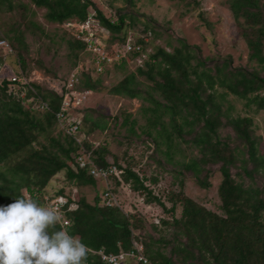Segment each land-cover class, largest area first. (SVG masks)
Here are the masks:
<instances>
[{
  "label": "trees",
  "instance_id": "16d2710c",
  "mask_svg": "<svg viewBox=\"0 0 264 264\" xmlns=\"http://www.w3.org/2000/svg\"><path fill=\"white\" fill-rule=\"evenodd\" d=\"M4 1L11 5L10 0H0V5ZM29 1L44 8L45 18L50 22L63 24L76 19L84 23L93 18L120 45L126 41L127 28L137 20V14L131 9L135 0H123L126 6L114 18L104 15L91 0ZM179 1L192 7L186 11L200 5L198 0ZM226 4L246 44L247 58L259 70L234 67L230 57H203L200 47L184 38H177L178 44L171 51L153 45L152 52H146V46L153 44L158 36L154 20L147 18L145 36L131 41L140 45V49L130 51L127 56L134 58L145 53L143 65L127 72L124 70L127 58L121 59L114 66L125 74L109 87L88 73L81 79L83 91L107 89L110 94L140 100L138 114L143 122L139 124L137 117L126 113L120 125H128L127 131L132 136L146 137L144 141L152 143L154 152L171 163L173 171L182 176L188 173L200 187L208 188L212 167L218 165L221 213L208 210L185 195L183 179H178V190L164 194L170 203L166 207L162 196L145 184L146 181L155 184L156 177L140 176L130 162L122 167L114 161L122 171L119 177L112 176L115 184H129L146 202L160 205L169 215L161 218V226L171 229V237H155L145 230L143 219L137 213L128 214L120 205H105L99 194L93 202L84 197L77 200L67 197V206L71 204L66 212L72 224L70 234L79 235L89 248L86 264H107L96 251L130 252L134 250L133 242L142 243L143 254L150 264H264V148L248 115L251 111L264 110V74L261 75L264 72V1L226 0ZM89 8L94 11L90 16ZM199 15L210 26L201 16L202 12ZM150 32L153 39L149 41ZM5 37L15 47L23 65L21 36ZM66 42L70 54L78 59L86 44L75 37ZM7 84L6 80L0 84V206L25 196L22 190L43 205L40 194L62 170L68 185L94 186L95 177L76 163L80 145L61 130L53 133L58 127L55 112L61 97L31 83L26 89L27 96L47 104L45 109H36L33 103L26 106L22 99L7 93ZM229 95L243 102L247 114L230 113L233 104ZM83 112L84 122L90 121L88 133L105 130L107 118L118 119L117 115L109 117L101 113L91 116L96 112L91 109ZM223 128H229L232 134L222 136L220 129ZM82 144L91 147L85 140ZM93 153L98 164H108L106 143H100ZM176 155L180 158L176 159ZM58 194H63V188L54 195ZM178 206L181 210L176 216ZM139 230H144L142 236L135 234ZM153 231L160 230L155 227Z\"/></svg>",
  "mask_w": 264,
  "mask_h": 264
},
{
  "label": "rangeland",
  "instance_id": "374dc122",
  "mask_svg": "<svg viewBox=\"0 0 264 264\" xmlns=\"http://www.w3.org/2000/svg\"><path fill=\"white\" fill-rule=\"evenodd\" d=\"M91 1L104 15L112 18L115 17L119 9L126 6L123 0ZM198 1L200 3L199 8L186 11L191 6H186L183 1L179 0H135L131 9L137 14V20L127 28V38L124 44L145 36L143 32L144 23L147 18H151L154 20L158 36L153 39V33H148L147 40L153 39V44L146 46L147 52H152L153 45H160L171 51L172 47L178 44L177 38H184L189 44L198 45L203 57L215 59L230 57L234 67L259 70L258 65L247 58L246 44L238 33L226 0ZM10 2L11 5L7 1L0 5V39L4 38L10 44L5 35H20L21 44L24 46L21 51L25 63L22 65L19 62L15 47L10 46L8 52L0 49V56L2 57L0 79L22 74V82H34L42 88L58 94L63 83L73 72H77L79 75V81L75 85L77 91H83L81 79L84 78V73L90 74L93 79L99 78L105 87L115 84L124 76L125 72L121 71L118 66H114L113 62L105 63L103 71H97L94 51L90 50L85 41L87 39L84 38L93 39L110 55L116 51L123 52L124 44L116 43L112 39L113 35L100 26L95 19L92 18L84 23L74 19L70 21V24L67 22L58 24L48 21L45 18L46 10L42 7H36L29 0H10ZM89 10V14H94L92 8ZM200 12L210 26L204 24L200 18ZM88 31L94 36H87ZM71 37H75L86 44L85 49L80 52L79 58L76 60L67 47L66 40ZM145 58L146 55L128 57L124 70L128 72L134 70L138 65H143ZM262 74L264 72H261ZM228 98L233 104L230 111L233 116L247 114L241 100L232 95H229ZM24 104L28 106L29 101ZM140 105V100L113 95L108 93L107 89L90 90L88 93H84L80 108L95 110L96 112L91 116L97 113L109 117L118 116L116 121L107 118L108 127L103 131L97 129L88 133L90 121L84 122V140L91 144L90 148L85 145V149L90 154L94 164L100 165L95 161L97 157L93 153V149H96L100 143H106L108 153L105 155V159L108 164H114L116 161L123 167L130 162V166L140 176L157 178L155 184L149 181H146L145 184L152 188L155 194L162 196L166 207H169L170 203L164 198V194L167 195L171 190H178V179H183L182 189L185 195L202 204L206 209L221 213V201L217 192L221 180L218 165L212 167V172L208 178L211 183L210 186L202 188L190 174L187 173L182 176L178 174V171H173V165L165 162L164 157L154 152L152 143L147 139L144 141L146 137L142 135L141 137L132 136L127 131L128 125H120L126 113H131L132 117H137L138 123L141 124L143 120L138 114ZM34 107L37 108L38 106L34 104ZM248 115L253 119L252 127L255 134L261 137L264 148V110L251 111ZM58 130L62 131L59 125L53 133L57 134ZM220 132L222 136L228 133L232 134L229 128L220 129ZM175 157L176 159L180 158L179 155ZM121 172V170L117 171V175L114 176L119 177ZM95 180L94 186H70L65 179V170H62L49 180L45 192L40 196L38 194V196L40 199L46 200L57 196L53 195L63 188V194L66 197L76 200L84 197L87 201L93 202L96 194L100 195L104 188L110 190L113 188L115 192L111 191L118 205L128 214L137 213L143 219L145 230L151 232L155 237L159 235L166 238L171 237V229H165L161 226V218H169V215L160 205L154 202H146L144 196L133 191L129 184H115L112 175L106 179L95 178ZM22 191L24 194L25 191ZM180 210L181 208L178 206L175 211L176 216H179ZM155 227L160 231L154 232ZM135 234L142 236L144 230L135 231ZM137 263L135 258L129 256L128 260L126 262L123 260L121 264Z\"/></svg>",
  "mask_w": 264,
  "mask_h": 264
},
{
  "label": "clouds",
  "instance_id": "9594fccd",
  "mask_svg": "<svg viewBox=\"0 0 264 264\" xmlns=\"http://www.w3.org/2000/svg\"><path fill=\"white\" fill-rule=\"evenodd\" d=\"M71 227L59 205L17 197L0 206V264H86L89 248Z\"/></svg>",
  "mask_w": 264,
  "mask_h": 264
},
{
  "label": "built area",
  "instance_id": "2783aa9c",
  "mask_svg": "<svg viewBox=\"0 0 264 264\" xmlns=\"http://www.w3.org/2000/svg\"><path fill=\"white\" fill-rule=\"evenodd\" d=\"M70 24V22H67ZM87 33V32H85ZM90 37L94 36L91 33H87ZM87 45L90 50L94 53V60L97 63L96 69L97 71H103V66L105 63L113 62L114 64H118L121 59L127 58L128 53L130 51H138L140 49V45H134L131 42H128L123 45V52L116 51L113 55L108 54L103 47L96 43L93 39H89V37H85ZM10 44L6 42L4 38L0 39V49L8 52L10 49ZM119 50V49H118ZM147 52V50H146ZM146 55L142 53L138 56L143 57ZM1 65V62H0ZM1 72V66H0ZM22 74H18L12 77H6L0 79V84L3 80L8 82L7 84V93H9L13 98L22 99L23 104L28 102L36 104L38 107L36 109H45L47 104L45 102L34 101L33 97H28L26 89L30 88V84L34 82H22ZM79 81V75L77 72H73L69 75L66 82L63 83L61 89L59 91V97H61V102L59 109L55 112V117L58 125L62 128L63 133L73 137L75 141L80 145V149L78 151V155L76 157V163L80 168H87L88 172L95 178H104L106 179L110 175H117V171L119 169L115 164H107V165H95L94 161H92L90 154L85 149V146L82 144L85 133H83V124H84V112L81 109L82 100L84 97V93H88L89 90L85 91H77L75 89V85ZM36 84V83H35ZM32 99V100H30ZM35 108V107H34ZM25 196H31L26 190H24ZM55 196V195H53ZM101 200L105 205H118L116 198L114 197L113 192L110 189H106L100 194ZM68 200L64 194H58L55 197H51L48 199H44L43 205H59L60 211L63 214V217L66 222H69L67 218L66 212L71 207V204L67 206ZM133 251L130 252H119L118 254H105L101 250L96 251L101 257V259L107 264H121L124 260L126 262L129 256L135 258L138 262H142L143 264H150L148 259L143 254V245L141 242H133Z\"/></svg>",
  "mask_w": 264,
  "mask_h": 264
},
{
  "label": "water",
  "instance_id": "95a60500",
  "mask_svg": "<svg viewBox=\"0 0 264 264\" xmlns=\"http://www.w3.org/2000/svg\"><path fill=\"white\" fill-rule=\"evenodd\" d=\"M91 14H89L88 16H90Z\"/></svg>",
  "mask_w": 264,
  "mask_h": 264
}]
</instances>
